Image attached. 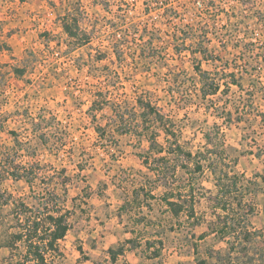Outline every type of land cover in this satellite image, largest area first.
<instances>
[{
  "label": "rangeland",
  "instance_id": "374dc122",
  "mask_svg": "<svg viewBox=\"0 0 264 264\" xmlns=\"http://www.w3.org/2000/svg\"><path fill=\"white\" fill-rule=\"evenodd\" d=\"M75 1L83 7L82 28L94 38L67 54L62 18ZM102 1L0 0V264L20 260L22 249L7 248L20 202L37 208L46 192L11 175L35 162L58 173L55 190L72 211L54 264H264V48L242 33L211 34L209 27L222 22L197 18L193 0H170V13L155 0ZM121 4L115 33L113 11ZM148 4L154 8L145 12ZM176 27L183 34L177 36L192 39L174 38ZM153 28L157 35H149ZM117 33L128 42L115 53L109 40ZM150 37L157 53L140 57ZM15 68L26 72L20 77ZM203 77L220 85L206 99ZM99 92L105 105L93 108L102 102ZM140 96L172 116L185 150L218 147L225 170L258 183L251 220L259 235L248 250L229 252L218 235L201 237L213 216L208 197L217 192L216 176L207 167L194 172L186 159L183 169V157L169 155L174 137L143 121ZM155 135L162 153L150 139ZM189 186L195 216L174 217L162 198Z\"/></svg>",
  "mask_w": 264,
  "mask_h": 264
},
{
  "label": "trees",
  "instance_id": "16d2710c",
  "mask_svg": "<svg viewBox=\"0 0 264 264\" xmlns=\"http://www.w3.org/2000/svg\"><path fill=\"white\" fill-rule=\"evenodd\" d=\"M20 1L26 2L28 0ZM102 2L108 5L106 0ZM172 3L173 2L170 0H155V7L162 6L165 11H168L174 8L173 5H170ZM71 6L73 8L67 10V14L62 18V28L68 37L69 43V47L66 51L67 54H71L74 50L90 44L94 38L82 28V22L78 14L83 13V7H81L79 1H75ZM151 8L154 7L148 4L145 12L149 11ZM123 12V4L113 11V19L117 20L111 27L115 30V33L120 28V23H122L124 17ZM168 13H170V11H168ZM168 18L172 22L176 20L171 16ZM146 28L147 26L142 30L144 33L147 30ZM175 29H173V31L175 30L174 33L176 32L173 35L174 38L178 37L185 44L188 38L192 39L193 36L190 34V36L185 35L187 37L180 38L183 36V34H180L181 30L177 27ZM148 32L149 35H157L159 31L153 28ZM177 34H179L180 37L177 36ZM125 37L126 36L122 34H115L114 38L111 37V40H109V45H111L109 47H112L115 53L118 52L119 49L122 51L121 48H124V45L128 42V39ZM149 40H151V37ZM152 43L153 40L148 41V45L142 48L138 55L144 58L154 57V54L157 53V47L154 48ZM102 56H105V52L99 56L98 61H102ZM94 60L95 59H93V61ZM25 72V69L15 68V73L20 77H22ZM235 76L236 74L234 73L230 74L232 78ZM107 78L110 79L109 74H107ZM232 83L233 85L234 83L238 85L235 79H233ZM219 87V83H210L203 77V99L216 94ZM97 97H102V102L100 99H96L93 108L105 105V102H103L105 100L104 94L99 92ZM136 107L140 109V116L143 121L149 122L147 123V125H149L148 127L157 124L161 125L167 135L174 137V141H171L170 138L167 140L172 146V152H169V155L174 154L178 157L181 155V157H183L181 164L183 169L189 166V164H185L184 162L186 159V161L194 163V172L202 173L207 167L215 174L217 192L208 197L213 216L210 220L206 221L207 230L201 237L203 238L211 234L218 235L220 239L226 241L229 246V252H236L239 245L244 246L247 250L249 247H252L253 242L257 240L259 234L254 229L251 220L256 211L254 198L251 192L256 190L258 183L256 181L246 180L244 175H238L233 170H225V153L218 147L211 149L207 148L205 152L200 151L197 154L185 150L177 138L178 135L174 129L175 121L171 118L172 116L168 117L163 114L162 109L154 105L150 98L140 96L136 100ZM136 107H133L132 110H135ZM126 111L129 110L127 109ZM129 131L130 129L125 128L122 133H127ZM150 139L155 142L157 147H160L159 153H162L164 150H161L163 147L156 140V135ZM159 160L166 161V157L160 156ZM13 165L15 164L8 163V168L14 167ZM3 167L7 166L3 164ZM16 167L18 168L17 165ZM169 173L170 170L167 169L164 170V172H159V175L165 178ZM57 174L58 173L49 168L48 165L41 164L40 162H35L29 167H25L23 172H12L11 174L17 179H24L31 186L37 182L45 186L46 191L44 194H40L42 196V202H40L37 208L29 207L25 202L21 201L20 207L15 211V230L10 234L11 237L7 244V248L11 249V251L22 249V253L19 254L20 260L17 261V264H54L53 259L61 255L60 242L65 239L71 229L70 219L72 211L66 208L65 200H63L55 190V182L53 181L56 179ZM64 187H66V183H64ZM186 187L180 189L178 193H167L162 198L168 211H170L174 217L186 214L189 219L195 216V205L192 198L194 188L189 186V190H187ZM8 196L11 197L10 195ZM188 197H191L190 201L187 200ZM4 204L9 205L10 200H5ZM198 264H208V260H201Z\"/></svg>",
  "mask_w": 264,
  "mask_h": 264
},
{
  "label": "built area",
  "instance_id": "2783aa9c",
  "mask_svg": "<svg viewBox=\"0 0 264 264\" xmlns=\"http://www.w3.org/2000/svg\"><path fill=\"white\" fill-rule=\"evenodd\" d=\"M193 4L200 20L222 22L215 28L209 27L211 34L213 30L217 34L242 33L243 37L249 36L252 44L264 48V0H193ZM242 25L243 32L239 29Z\"/></svg>",
  "mask_w": 264,
  "mask_h": 264
}]
</instances>
